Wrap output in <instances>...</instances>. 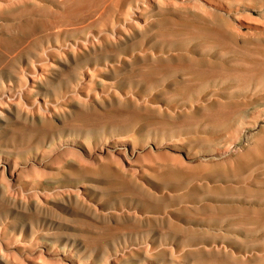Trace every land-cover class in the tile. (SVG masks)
<instances>
[{"label": "rangeland", "instance_id": "rangeland-1", "mask_svg": "<svg viewBox=\"0 0 264 264\" xmlns=\"http://www.w3.org/2000/svg\"><path fill=\"white\" fill-rule=\"evenodd\" d=\"M22 1L25 0H0V5H4L0 6V23H10V25L17 26V22H19L17 27L21 28L22 26L25 29L26 26L30 25L27 27V29L30 28L28 32L33 33L34 29L31 28L35 27L37 21L46 22L50 20L51 14L50 12L48 13L46 8L51 7V4L47 0H34L38 8L35 6L27 7L29 11L35 7V10L42 12L41 15L40 12H35L34 9L30 11L31 13L26 10L27 13L24 12L25 9L23 7L11 8L8 6V4L11 6L14 2L22 3ZM162 2L166 5V8L160 12H150L147 14L149 17H146L145 22L159 23L163 26L161 30L166 32H170V27L173 23L195 26L210 25L209 27L211 28L217 26L215 28H220L227 34L234 36L241 48H234L233 46L230 48L231 46L220 43L217 45L213 44L209 49L204 47L203 43L205 41L213 43L214 40L205 37H187L174 43H157L153 47L157 50L153 55L156 61L144 65L142 70L134 71V74L140 75L141 79L136 76L139 78L136 80L135 77L133 88L138 86L143 88L144 86L150 93L158 90L177 92L178 89L182 90L185 87L178 86L177 88V86H169V83L185 77L193 83V85L191 83V86L187 87L192 90L191 102L185 101L175 94V96L168 97V99L160 98L156 101L160 110L172 115H177L181 111L194 112L198 106L208 105L216 100L229 104L230 108L239 107L241 109L233 118L221 120H209L204 114H196V116H199L197 118L204 122L207 119L208 122L191 125L181 129V131L165 130L159 133L161 134L160 138L154 142V146L151 144L153 142L151 136L144 143L143 151L134 146L132 138H129L131 140L127 141L125 146L112 142L114 136L121 135V132L124 131L118 125L111 126V128L105 126L103 127L104 130L101 129V126H95L83 132L85 138L96 142L97 151L92 157H79L76 147L72 148L69 146V149L68 146L65 147L63 145L55 148L56 155L61 160L68 161V159H73L74 157V160L77 159L83 167L97 172H95L97 176H94V181L92 182L93 190L89 195L84 196L86 200H94L99 202V204L107 202L106 207L108 205L109 210L115 209V211L120 213L118 217L129 214L140 220H146L145 225L138 228L133 227L130 223L123 222L119 225L99 222V228L95 229L85 222H74L72 225L76 227L77 231L75 232L84 237L85 243H88H86L87 247L91 248L92 252H100L99 264H115V259L124 255L128 246L145 251L144 254L146 256L139 259V261L121 264H257L258 262V264H264V0H162ZM14 10L15 12H13ZM130 11L132 13L124 17L125 20L131 22H136L137 20L142 24L141 20L136 16V11ZM177 12L181 14L178 15ZM2 13L5 14L3 15ZM20 13L21 15L17 16ZM46 13L49 15L46 16ZM186 13L187 15H185ZM25 18L26 21L24 20ZM197 18L202 19V22ZM35 19H37L36 22ZM122 19L121 22L124 21ZM206 19L208 21L210 19V23ZM167 22L171 23L167 25ZM20 23L23 25H20ZM31 40L33 41L32 38L27 39L29 45L32 42ZM241 40H245V44ZM29 47H32V44ZM245 49L249 51L247 52ZM4 51L6 52H4V56L11 54L10 57L14 58L15 56V60H22L26 56L33 58L29 55L28 49L18 48L15 50L17 54L15 51L13 53ZM0 52L2 53L3 51ZM174 56L180 62L183 60L182 64H185L188 58L197 61L208 59L213 64L224 69H240L247 72V74L233 76L227 73L217 74L218 71H215L214 73L216 74L212 75L213 77H206L202 74L207 71H202L203 73L200 74L201 70L199 69L184 68L183 70L169 72L164 76L159 75L158 66L175 63L172 61L175 60ZM183 57L187 59L184 58V60ZM21 62H16L20 65L21 76L19 83H14L13 88L8 85V81H5L7 79L4 71L0 73V79L3 81L0 84V97H2L0 98V103H6L10 98L23 106L27 104L46 106L53 102L54 95L51 91L43 93L45 95L40 94L35 97L28 95L31 79L48 70L51 63L50 60L47 58L43 65L37 61H31L28 64ZM249 63L253 64V68ZM254 63L256 68L253 72ZM145 74L148 75L146 79ZM155 74H158V76L156 75L155 77ZM194 81H196V84ZM12 93L14 96H12ZM200 116L204 117V119ZM100 118L98 117L99 120H104L103 117V119ZM156 121H159V119H152L151 117L140 119V123ZM126 130L125 134L130 136L131 130L127 128ZM135 136L144 138V136ZM186 137H196L199 140L191 148H180ZM200 139L216 140L215 142H205ZM167 140H171L172 143L165 145ZM67 148L70 151L72 149V151H67ZM58 149L59 151H57ZM179 149L180 151H178ZM249 158H252V160ZM53 160L54 157L52 155L51 160L46 162L35 160L27 155L19 161L20 163H17L15 161H6L3 157H0V170L5 166L4 171L0 172V182L3 184L5 182V185L9 187L7 188L9 192H13V189L18 192L22 190L20 184L26 179V175L32 174L33 177H37L42 172L46 174L63 172L64 168L56 162L52 163ZM81 160L84 162L82 163ZM33 165L37 166V171ZM38 165L39 167L41 166L39 170L42 169L40 173ZM6 169H8L9 174L5 172ZM33 169H35L37 175H35L36 173L35 171L33 172ZM184 169H186V172H184ZM75 170H77L76 167L65 168L66 172L70 171L73 173ZM104 171L108 174H105ZM116 172L128 175L138 187L136 188V186H132L114 176ZM233 173L237 174L234 175ZM187 176L189 177L186 178ZM141 190L147 191L154 203L139 195L142 192ZM26 192L27 194L33 193L31 190H26ZM41 194L43 193L37 191L32 196L38 199ZM49 195H51V191L45 194V196ZM55 212L61 214L56 209ZM19 219V217L13 219L12 216H7L2 217V222ZM46 223L48 224L49 222L47 221ZM50 226L54 228L56 223L50 222ZM172 231L173 233H171ZM133 233L139 236L136 243H132ZM129 238L131 239L129 240ZM91 239L95 242L93 243L94 245L91 244ZM43 250V247L41 248L39 245L27 248L25 251L26 256L21 257V262L23 261L25 264H42L43 261L47 262V259L59 260L61 256L54 251L46 250L44 252ZM150 254L152 255L150 256ZM39 255L40 260L38 259ZM33 258L38 261L33 262ZM43 258L46 259L43 260ZM52 260H48V262ZM201 260L202 263L200 262Z\"/></svg>", "mask_w": 264, "mask_h": 264}, {"label": "bare ground", "instance_id": "bare-ground-1", "mask_svg": "<svg viewBox=\"0 0 264 264\" xmlns=\"http://www.w3.org/2000/svg\"><path fill=\"white\" fill-rule=\"evenodd\" d=\"M47 1L51 4V7L46 8L48 9V13L50 12L51 18L49 21L46 19L48 22L41 20L39 22L37 19H35L37 24H35L34 28H31L34 29V32L32 31L33 33L28 32V29L30 28L27 29V27L30 25L26 26L25 29L22 28V26L21 28L17 27L19 22H17V26L10 25V23H0V49H3L0 50L3 51L2 53L0 52V73L4 71L5 78L7 79L5 81H8V85L11 86V88L14 87V83H19L18 81L20 80L21 71L20 65H18L16 62L22 61L21 63L28 64L31 61H37L43 65L44 61L48 58L51 62L49 64L48 70L43 71L41 74L34 76L31 79L28 95L31 97H35L40 94L45 95L43 93L47 91H51V93L54 95L53 102L46 106H34L32 104L23 106L16 102V100L14 101L12 98H10L8 101L4 98L7 102L0 103V157H3L6 161H15L20 163L19 161L24 159L27 155L31 156L35 160L37 159L39 161L45 162L50 161L52 155L54 157L52 163L56 162L57 164H60L64 170L63 172L57 174H46L43 172L39 174L42 171V169L39 170L41 167H39L41 164L40 163L38 165L39 175L37 177H33L32 174L26 175V179H24L23 183L20 184L22 190L18 192L14 191V189L13 192L11 191L12 193L9 192L7 189L9 187L5 185V182L4 184L0 182V264H25V262H21V257L26 256V249L31 248L33 245H39L41 248L43 247L44 252L46 250H51L58 253V255H61L59 260L47 259V262L43 261L42 264H49L50 262V264H99L100 252H92L91 248L89 249L87 247V242L85 243L84 237H82L81 234L75 232L77 230L76 227L72 225V223L85 222L90 224L95 229L99 228V222L114 223L115 225H119L123 222L130 223L133 227L138 228L144 226L146 220H140L136 217L130 216L129 214L118 217L120 213L115 211V209L109 210L108 205L106 207L107 202L105 204L101 203V205L97 201L86 200L84 196L89 195L93 190L92 182L94 181V176L97 172L83 167L82 164L77 161V159L74 160V157L73 159H68V161L61 160L56 155L55 148L61 147L63 145H65V147L68 146V148L69 146L72 148L76 147L79 157H92L95 151H97L96 142L95 140L91 141L85 138V134L83 135V132L95 126H101V129L104 130L103 127L105 126H109V128H111V126L118 125L119 127L123 128L124 131L121 132V135L114 136L112 142L120 143V145L125 146L127 141L131 140L129 138H132L134 146H137L140 148V151H143L144 143L147 142L151 136L153 139L151 144L154 146V142L160 138L161 134L159 133H162L165 130L181 131V129L185 127L208 122L207 119L204 122L203 120L197 118L199 116H196V114H204L206 118H209V120L233 118L241 108H230L228 106L229 104L227 105L217 100L210 102L208 105L198 106L194 112L181 111L177 115L164 112L159 109V105L156 102L160 98L168 99V97L175 96L176 94L181 99L191 102L192 90L187 87L191 86L192 81L182 77L180 80H175L169 83V86H177V88L178 86L185 87L182 90L178 89L177 92L158 90L154 93H150L148 92L149 90H147L144 86L143 88L140 86L133 88L135 77H140L138 74L135 75L134 71L142 70L144 65L156 61L153 55L157 50H155L153 47L157 43H174L175 41H179L187 37H205L214 40L213 43L208 41L203 43V46L209 49L213 44L217 45L220 43L222 45H229L231 46L230 48H232V46L234 48H241V46H239L238 41L234 38V36L227 34L220 28H215L217 26L211 28L209 27L210 25H205L208 26L205 27L188 24L186 25L180 22L181 24L173 23L170 27V32H166L161 30L163 26L159 23L155 24L153 22H145L146 17H149L147 14L152 11L160 12L166 8V5L162 2V0ZM6 5L7 4H5V6ZM8 6L11 8L23 7V9H25L24 12L28 11L29 13H31L30 11L35 7L38 8L37 3L34 0H25L22 1V3L14 2L11 6L10 4H8ZM28 6L35 7L31 8L29 11V9L27 10ZM3 9L5 10V8ZM17 10L19 9L17 8ZM130 10L136 11V16L141 20L142 24H140L137 20L136 22L125 20L124 17L127 15L129 16L130 13H132ZM36 11L37 10H35V12ZM13 12H15V10ZM37 12H40V15L42 13L39 10ZM5 13L2 14L4 15ZM43 13L45 12L43 11ZM180 14L178 13V15ZM20 15L21 13L17 16ZM45 15L48 16L49 14L47 15L46 13ZM185 15H187V13ZM185 17L188 18L189 16ZM121 19L124 21L121 22ZM24 20L26 21V18ZM27 20L29 21V19ZM169 23L171 22H167V25ZM20 25L23 24L20 23ZM28 38L33 39V41L31 40L32 47H29L31 44L29 45V42L27 41ZM242 43L245 44V40L242 41ZM18 48L28 49L29 55L33 57V60L29 56H26L22 60H15L16 57H10L11 54L4 56V50L13 53ZM245 50H247V52L249 51L248 49ZM16 52L17 51H15V53ZM184 58L187 59L186 57H183V59ZM172 61L175 63H169V65H167L164 61L166 65H159V73H157L161 76H164L172 71L183 70L184 68H196L201 70L200 74L203 73L202 71H207L205 74H202L206 77H211L212 75L216 74L214 73L215 71H218L217 74L227 73L233 76L247 74V72L240 69H224L221 66L213 64L208 59H201V61H197L188 58L185 64H182L183 60L180 62L179 59L175 57V60ZM249 65L253 68V64L249 63ZM255 66L256 64L254 63V69L252 70L253 72L255 71ZM158 74H155V77L156 75L158 76ZM145 75L146 79L148 75ZM251 77H253V75H251ZM137 78L138 77H136V80L139 79ZM2 82L3 81L0 79V84H2ZM194 82L196 84V81ZM12 96H14V94ZM211 108H213V110H211ZM122 111H124V113H122ZM98 117H101L100 119L104 118V120H99ZM145 117L159 119V121L140 123V119ZM200 117L204 119V117ZM126 128L131 130L130 136L125 134V131H127ZM135 135L144 136V138H137ZM198 140L199 139L196 137H186L184 138L180 148H191L192 145ZM200 140L205 142H215L216 139ZM171 143V140H167L165 145ZM68 148L67 151L71 152L72 149L70 151V148ZM57 151H59V149ZM178 151H180V149ZM70 154L73 155L72 153ZM249 159L252 160V158ZM134 165L136 164L134 163ZM34 166L35 165H33V167ZM69 167H76L77 170H75L73 173L70 171L66 172L65 168ZM4 168L5 166L3 169ZM3 169L0 170V172L4 171ZM35 169L37 171V166H35ZM35 169H33V172ZM5 172L8 173V169H6ZM184 172H186V169H184ZM104 173L108 174L105 171ZM233 174L235 175L237 173ZM35 175H37V173ZM114 176L131 184L132 186H136V188L138 187L126 174L116 172ZM188 177L189 176L186 178ZM12 180L14 181V179ZM63 182L69 184H64ZM68 185L70 186L68 187ZM26 190H31L35 194L37 191H40L43 194H41V196L39 195V198L36 199L32 196V192V194H27ZM48 191H51V195L45 196L46 192ZM141 191L142 192H140L139 195H142V197L144 196L154 203L147 191ZM135 194L137 193L135 192ZM246 194L248 195V193ZM55 209L60 211L61 214H57ZM7 216H12L13 219L19 217L20 219L5 221L3 223L2 217ZM47 221L49 223L45 224ZM50 222H55L56 226L54 228L51 227ZM143 228L145 229V227ZM161 230L163 229L161 228ZM171 233H173V231ZM130 239L131 238H129V240ZM138 239L139 236L135 233L132 243H136ZM91 240V244L95 243L93 242V239ZM92 247L94 248V246ZM144 252L141 249L128 246L127 252L124 255L121 254L122 256L116 258L114 262L115 264H121L130 261H139V259L146 256ZM151 255L152 254H150V256ZM35 256L37 257L36 254ZM39 258L40 255L38 256V259ZM44 259L46 258H43V260ZM48 260L52 261L48 262ZM35 261L38 260L34 259L33 262ZM210 261L212 262V260ZM200 262L202 263V260ZM203 262L205 261L203 260Z\"/></svg>", "mask_w": 264, "mask_h": 264}]
</instances>
